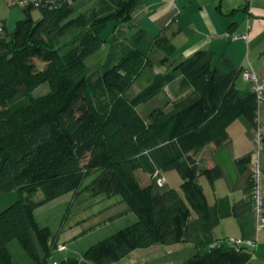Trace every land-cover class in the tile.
<instances>
[{"label": "trees", "instance_id": "16d2710c", "mask_svg": "<svg viewBox=\"0 0 264 264\" xmlns=\"http://www.w3.org/2000/svg\"><path fill=\"white\" fill-rule=\"evenodd\" d=\"M72 2L26 5L25 17L12 31L1 27L0 193L16 190L18 198L0 210V264H11L7 244L14 239L44 264L54 243L49 228L36 221L34 208L83 188L92 195L118 194L136 217L89 245L83 257L91 262H115L155 243L189 242L196 252L181 264H244L252 255L249 245H213L212 229L220 218L254 207L252 176L240 201L229 204L219 198L209 204L199 177L212 184L220 168H198L189 153L221 146L227 125L239 116L255 125L258 104L253 92L249 88L241 93L235 87L236 71L217 69L207 50L175 63L176 48L165 33L149 38L138 30L120 40L121 26L130 25L139 0H96L76 14ZM32 7L40 10L37 20L30 15ZM109 21L114 22L113 34L103 40L99 34ZM104 43L105 61L90 69L85 57ZM154 48L164 53L161 62L172 59L169 69L151 74L145 86L127 96L125 91L152 64ZM178 74L180 86L189 92L170 108L152 106L143 118L137 107ZM43 83L48 92L35 95ZM250 162L251 154L236 160L240 171ZM172 168L181 175L182 195L175 189L158 192L154 180L142 185L135 176L137 170L153 174ZM95 171L98 176L82 186L84 177ZM39 191L41 196L33 198ZM36 243L44 258H39ZM58 264H77V258Z\"/></svg>", "mask_w": 264, "mask_h": 264}, {"label": "crops", "instance_id": "0c3cea01", "mask_svg": "<svg viewBox=\"0 0 264 264\" xmlns=\"http://www.w3.org/2000/svg\"><path fill=\"white\" fill-rule=\"evenodd\" d=\"M7 2L14 4L12 0H7ZM139 3L141 6L134 10L130 27L125 29V25L121 26L120 40H123L124 36L130 37L138 30H140L139 33L149 38H153L161 32L165 33L170 36L171 43L176 48L173 57L175 63L197 50H207L212 53L211 63L217 69L222 72L236 71L235 87L241 93L250 88L242 78V69L249 68L257 72L258 75L264 76V0H251L250 3L245 0H139ZM242 35H246V38H243ZM163 56L164 53L160 49H153L150 56L152 66L145 77L146 81L149 80L151 74L163 73L169 69L160 64V59ZM157 57L158 60L155 59ZM164 62L168 65L172 59ZM175 80L167 83L158 94L170 88ZM238 80L244 83V90L238 87ZM261 107V104H258L256 117L259 120L264 119ZM226 131L227 139L221 146L212 148L208 145V156L205 161L208 167L213 164L218 165L221 175L212 184L206 178L203 182L205 186L199 177L209 204H213L219 198H226L229 204L240 201L245 197V188L251 175L250 165L240 171L236 160L246 154H251V159L255 157L254 125L245 117L239 116L227 125ZM262 142H264V135H262ZM261 150L260 157L264 155V147ZM39 193L41 196L40 191ZM103 199L106 197L101 194L92 195L90 190L83 188L77 192H73V190L65 192L34 208L33 214L36 221L40 226L49 228L54 243L44 264H58L68 257H76L77 264H96L83 257L85 249L134 222L136 217L133 212L128 210L121 197L118 199L114 196L100 210L101 213H107L100 219L101 221L83 228L82 224L89 220L87 217L90 215H87L89 207ZM61 213L68 216L74 214L86 216L71 222L64 220L63 225L60 224L59 230L52 232L47 218ZM91 215L96 216L94 213ZM120 218H122L121 221H118ZM110 220L112 221L111 226L115 228L106 232L105 236L86 239L85 235H82L85 230L92 229L100 223L106 224ZM212 236L216 243L220 244L228 239H240L243 243H247L248 248L252 250L250 259L244 264H264V226H259L254 207L243 215H228L220 218L212 229ZM219 237H222V240ZM61 241H64L63 243L67 247L55 250ZM9 243L15 244L13 241ZM7 250L11 264H34L30 260L39 264L23 246L22 249H19L15 244L17 259L14 258L13 251L8 247V244ZM36 251L39 258H44V252L37 243ZM194 251L196 252V248L189 242L171 245L155 243L146 248L133 249L120 260L105 264H181L187 255Z\"/></svg>", "mask_w": 264, "mask_h": 264}, {"label": "rangeland", "instance_id": "374dc122", "mask_svg": "<svg viewBox=\"0 0 264 264\" xmlns=\"http://www.w3.org/2000/svg\"><path fill=\"white\" fill-rule=\"evenodd\" d=\"M95 2H96V0H75L71 4L73 5L74 8H76V10L74 11V13L76 14V12H78V11L79 12L87 11L90 8V6ZM139 4L140 3H138V5L136 6L137 8H138V6H141V4L140 5ZM25 7H26V5H19L16 3L10 4L9 2H7V0H0V27L5 25L6 31H8V32L12 31L13 28L15 27L16 21L25 17V12H24ZM137 8H135V10H137ZM30 15H31L33 20L39 19L41 17V13H40L39 8L38 7H32ZM127 27L129 28L130 26H126L124 28L126 29ZM113 29H114V22L109 21L106 24V26L104 27V29L99 34L101 39L105 40L107 37L112 35ZM118 36H120V35H118ZM107 53H108V45L102 44L98 49L94 50L93 52H91V54H89L87 57H85V59H84L85 64L90 69L96 68L97 66L101 65L105 61V59L107 57ZM155 59L158 60V57ZM160 64L163 67H166V68L168 67L165 62H161ZM36 65H37L38 69H41V68H43L44 63L41 61H36ZM150 66H147V68L144 70V72L141 73L140 76H138L134 80V82L131 84V86L125 91V94L127 96H132L140 88H142L143 86H145L147 84L145 77L149 73L148 69L150 68ZM163 67H161V68L163 69ZM164 70H166V69H164ZM95 77H96V74L93 75V78H95ZM181 78H182V75L178 74L175 82L173 84H171L170 88L166 89L165 92H162L161 94H158V95L152 97L148 101L141 103L137 107L138 113L143 118H147L148 117L147 114H148V112L152 106L165 104L167 108H170L171 105L173 104V102H175L176 100H178L181 97H184V95L187 94L189 92V90L186 88H182L180 86L179 81ZM237 85L240 89L244 90L245 85L241 80L237 81ZM48 90H49L48 85L46 83H43V84H40L33 91V93L35 95H42V94H45L46 92H48ZM261 106H262L261 107L262 114H264V104L261 103ZM207 149H208V146H205L200 151H198L197 153H195V152L189 153L191 155L192 159L195 161L198 168H202V167L207 166V164L205 163L207 156H208V150ZM257 158H258V161L260 163V169H261V173H262L261 178H260V182H259L260 194L262 196H264V163H262V161H264V160H262V159H264V155H262V157H260V154H259V156H257ZM86 159H87V156H85L83 162H85ZM98 174H99V171H95V172H92L91 174L85 176L84 181L82 183V186L85 187L86 185L90 184L98 176ZM135 176H136L137 180L139 181V183L142 185L149 184L151 181L154 180L155 189L158 192H163L166 190L175 189L178 193H180L182 195V190L180 187V183L182 181L181 175L178 172V170H176L174 168L168 169L165 171L159 170V172L157 173V175L155 177H153L152 174H148V173H145L143 171L137 170V171H135ZM158 177L164 178L165 182L163 185L157 184L156 179ZM205 179H206L205 176H200V181L202 182L203 186H205V183H203L205 181ZM38 196H40V193L38 194V192H37L33 195V198H37ZM114 196H116V198H118V199L120 197L118 194H112V195L106 197V199L100 200L98 203L89 207L88 213H87V215L90 214L89 216H87L89 220L87 222H85V224H82V227L87 228L88 226L93 225V224L97 223L98 221H101L100 219L103 216H105L107 213H101L100 210L102 208H104V205L107 203V201H109L110 199H113ZM17 198H18V193L16 192V190L1 192L0 193V210H2L3 208H5L9 204H11ZM93 213L96 214L95 217H93V215H91ZM65 215H66L65 213H61L60 215L55 214V215L51 216L50 218H47L48 224L51 225L52 232H56L57 230H59L60 224L62 223V225H63L64 220L71 222L74 219H81V218H84L86 216L84 214H80V215L74 214L71 216H68V215L65 216ZM74 217H76V218H74ZM121 219L122 218H120L119 220L117 219V220L121 221ZM111 225H112L111 220L108 221V223H106V224L100 223L98 226L93 227L92 229L85 230L82 233V235H85L84 237L86 239L94 238L97 236L103 237V236H105L104 234H106V232H110V230L114 227ZM81 229L82 228L80 227L79 230L81 231ZM58 234L60 235L61 233H58ZM219 238H221V240H222V237H219ZM12 241H13V243L16 244V246L19 249H22L21 243L18 239H14ZM63 242L64 241L59 242L57 244V247L55 248V250L56 249H58V250L59 249H65L67 247V245ZM224 243H226V242H224ZM15 244L8 243V247L13 251L14 258L17 259L18 254L15 251ZM78 244L80 245L79 241H78ZM23 252H24V250H23ZM192 254L187 255L186 258L190 257ZM28 259L30 260V258H28ZM30 261L32 263L36 264L33 260H30Z\"/></svg>", "mask_w": 264, "mask_h": 264}, {"label": "built area", "instance_id": "2783aa9c", "mask_svg": "<svg viewBox=\"0 0 264 264\" xmlns=\"http://www.w3.org/2000/svg\"><path fill=\"white\" fill-rule=\"evenodd\" d=\"M14 3L19 5H38L39 3L46 5H56L61 0H12ZM65 1V0H64ZM71 2V0H66ZM247 3H250L251 0H245ZM2 29L0 27V33ZM243 38H246V35H242ZM241 75L244 81L249 84L250 90L253 92L257 104L264 103V76L258 75L257 72L249 68H244L241 70ZM254 133H255V157L251 159L250 170L253 181L252 196L254 199V209L257 214L259 226L262 227V207H264V196L260 194V178H261V169L260 163L257 156L261 152L262 147H264V142H262V135H264V119L259 120L257 117L254 119ZM159 170H155L152 174L153 177L157 175ZM158 185H163L165 180L163 177H158L156 179ZM228 243H242L240 239H228ZM220 243H214L213 245H219Z\"/></svg>", "mask_w": 264, "mask_h": 264}]
</instances>
